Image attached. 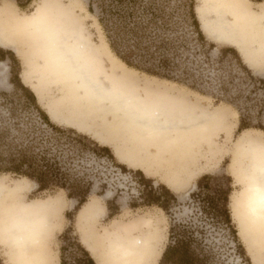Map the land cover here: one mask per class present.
Returning a JSON list of instances; mask_svg holds the SVG:
<instances>
[{"label":"rangeland","instance_id":"374dc122","mask_svg":"<svg viewBox=\"0 0 264 264\" xmlns=\"http://www.w3.org/2000/svg\"><path fill=\"white\" fill-rule=\"evenodd\" d=\"M111 1L52 0L50 9L56 11L60 7L68 8L73 16L71 28L78 27L77 30L94 46L120 62L111 51L97 20L100 7L113 11ZM248 1H251L253 12L264 6V0ZM203 2L183 0L186 5H193L195 15ZM89 3L92 4V12L88 10ZM176 4L174 0L163 3L164 13ZM3 5L12 8L15 16L18 15L16 18L11 14H0V30L12 32V45L17 47L18 53L0 44V62L6 65V78L0 81V135H7L13 146L33 140L36 149L48 147L55 154L67 179L78 182L86 191L85 200L79 205L78 198L69 197L62 188L53 186L40 190L36 183L28 179L0 174V179L8 185L24 186L19 195L4 194L0 197L6 209H11L19 203L17 201H49L55 205L50 248L57 264H60L61 256L64 262L85 259L81 248H84L82 232L101 237L115 225L133 224L144 217L152 218L159 226V256L156 264H160L172 225L196 227L195 231H189L200 240L198 249L205 257V264H211L225 253H228L229 264L233 259L239 264L241 254L248 259L249 264H254L251 254H254L259 264H264V245L258 241L257 249L249 251L242 237L237 234L232 203L239 197L244 185L230 152H219L217 148L229 145L247 133L264 140V75H261L264 54L256 51L259 47L257 37L246 39L248 47L244 48L247 53H243L235 45L215 39L214 36L220 38V31L211 28L203 32L199 27L212 47L207 53L193 45L184 48L190 54L188 65L197 81L151 75L123 62L138 80L152 87V96L175 98L179 102L215 112L221 118L216 127L208 125L204 131H196V134L160 135L162 139L148 141V135L138 134L142 125L133 119L115 120L116 117L108 110L100 112L95 120L86 118L85 122L80 121V116L74 110L83 103L81 95L77 96L81 91L70 84L69 72L49 66L52 59L47 58L48 51L44 48L47 36L25 22H22L21 28L15 29L17 22L21 23L35 14L42 6V0H0V8ZM228 16H231L230 12ZM173 20L177 21L175 16ZM236 21H230V24L247 28V31L253 28L264 30V20L263 23H257L252 18H239ZM178 26L181 32L185 31L182 23ZM237 65L240 68L245 65L252 76L243 69L238 71ZM25 71L27 79L23 81L21 74ZM223 83L227 89L226 95L220 94ZM20 85L30 89L35 102L23 94ZM35 88L42 93V99L36 97ZM49 104L58 109L56 121L47 112ZM42 113L48 116L49 123L44 120ZM19 135H25V139L22 140ZM50 135H68L73 138L81 135L85 137L84 145H75L78 143L63 137L49 138ZM208 145L215 150L208 149ZM100 147H108V150H101ZM204 175L212 177L210 189L199 191L197 182ZM225 184L230 187L228 208L236 234L215 218V211L210 209L206 200L207 195H214L213 191ZM147 192L151 196H147ZM151 201H158L159 204ZM88 207L93 208L95 213L83 220L80 215ZM234 240L236 243H233ZM0 241V264H16L12 242L4 233ZM237 244L240 246L237 247ZM193 245L196 247V244Z\"/></svg>","mask_w":264,"mask_h":264},{"label":"bare ground","instance_id":"6f19581e","mask_svg":"<svg viewBox=\"0 0 264 264\" xmlns=\"http://www.w3.org/2000/svg\"><path fill=\"white\" fill-rule=\"evenodd\" d=\"M52 3V0H42V6L35 14L21 23L17 22L14 27L21 28L22 22H25L47 36L44 48L48 51L47 58L52 59L49 66L69 72L70 84L81 91L77 96L81 95L83 103L74 110L80 121L85 122L86 118L95 120L100 112L108 110L116 117L115 120L133 119L142 125L138 134L148 135V141L162 139L160 135H192L196 131H204L208 125L219 124L221 118L215 112L179 102L175 98L152 96V87L138 80L123 62H117L113 56L94 46L77 30L78 27L71 28L73 16L68 8L60 7L52 11ZM250 3L248 0H204L196 10L200 28L203 32L211 28L220 31V38L214 36L215 39L225 40L243 53H247L244 48L248 47L246 39L257 37V40L253 39L259 46L256 51L264 54V30L253 28L247 31V28L230 24V21L237 23L239 18H252L257 23H263L264 6L253 12ZM13 12L5 5L0 8L1 15L11 14L17 18L18 15ZM12 37L11 31L0 30V44L13 48L16 54L18 49L12 45ZM0 69H6L4 62H0ZM5 78V73L0 71V81ZM21 79L26 81L27 71L21 74ZM34 91L36 97L42 99L38 88ZM47 112L54 121L57 120L58 109L49 104ZM207 147L215 150L213 146ZM217 148L219 152H230L244 185L241 194L232 203L237 234L242 237L247 250L257 249L258 241L264 245V140L247 133L235 142ZM22 187L20 184L8 185L0 179V197L4 194L19 195ZM17 202L9 210L0 202V236L4 233L12 242L15 263L57 264L50 248L55 205L49 201ZM93 212V208L88 207L80 218L85 220ZM159 232L157 222L144 217L133 224L115 225L101 237L82 232L81 242L95 264H156ZM251 261L259 264L254 254H251Z\"/></svg>","mask_w":264,"mask_h":264},{"label":"trees","instance_id":"16d2710c","mask_svg":"<svg viewBox=\"0 0 264 264\" xmlns=\"http://www.w3.org/2000/svg\"><path fill=\"white\" fill-rule=\"evenodd\" d=\"M169 1L173 0H112L113 11L100 7L97 20L104 30L111 51L126 65L168 79L188 78L197 81L188 65L190 54L184 48L193 45L199 47L203 53H207L212 44L202 34L191 3L186 5L183 0H174L177 4L165 14L163 3ZM17 5L21 7L19 3ZM88 10L92 12L91 3L88 5ZM173 16L177 21L173 20ZM180 23L185 31L179 30ZM242 69L252 76L245 65L240 68ZM223 86L224 83L220 94L226 95L227 89ZM20 87L23 94L35 102V96L30 89L24 85ZM42 116L49 123L48 116L45 113H42ZM19 136L22 140L25 139V135ZM80 136L76 135V138H73L68 135H50L49 138L63 137L68 141L77 142L78 144L75 145H84L85 137ZM71 147L73 148L74 145ZM100 149L108 150V147H100ZM61 168L55 154L48 147L36 149L33 140L13 146L8 141L7 135H0V174H13L28 179L36 183L40 190L53 186L62 188L69 197L78 198L80 205L85 200L86 191L78 182H70ZM211 181L210 175L202 176L197 182L198 190H209ZM213 193L212 196L207 195L206 200L210 209L215 211V218L220 219L229 226L233 234H236L228 208L230 187L227 184L218 186ZM151 202L159 204L158 201ZM189 230L193 232L196 227L193 225H189L188 228L184 225L170 227L169 241L162 252L160 264L161 261L164 264H205V257L198 249L200 240ZM193 244H196V247ZM81 248L84 257L90 260L91 264H95L89 252ZM60 264H65L63 256Z\"/></svg>","mask_w":264,"mask_h":264},{"label":"snow or ice","instance_id":"6c2138e0","mask_svg":"<svg viewBox=\"0 0 264 264\" xmlns=\"http://www.w3.org/2000/svg\"><path fill=\"white\" fill-rule=\"evenodd\" d=\"M236 67H237V70L239 71L240 70L239 65H237ZM0 71H3L5 73V75H6V69H0ZM261 75H264V69L261 70ZM262 91H264V89H262ZM145 194L147 196H151L150 192H147ZM233 243H236V241L234 240ZM237 247H239L238 244H237ZM227 256H228V253H225L220 259L213 260L211 262V264H229V260H228ZM65 264H91V261L88 260L87 258H85V259H77L75 261H72L71 259H69V260L65 261ZM161 264H164V262L161 261ZM231 264H236L235 259H233ZM239 264H249L248 259L243 254H241Z\"/></svg>","mask_w":264,"mask_h":264},{"label":"crops","instance_id":"0c3cea01","mask_svg":"<svg viewBox=\"0 0 264 264\" xmlns=\"http://www.w3.org/2000/svg\"><path fill=\"white\" fill-rule=\"evenodd\" d=\"M11 49H13V48H11Z\"/></svg>","mask_w":264,"mask_h":264}]
</instances>
